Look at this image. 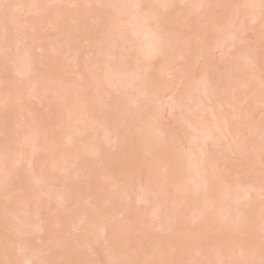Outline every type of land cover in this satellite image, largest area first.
<instances>
[{"label": "bare ground", "instance_id": "obj_1", "mask_svg": "<svg viewBox=\"0 0 264 264\" xmlns=\"http://www.w3.org/2000/svg\"><path fill=\"white\" fill-rule=\"evenodd\" d=\"M26 2L0 0V264H93L102 253L107 260L101 258L100 264L260 259L261 246L249 241L253 235L264 237V189L219 184L224 175L216 164L227 165L228 153L244 157L247 149L264 155V120L255 123L247 103L264 107V81L256 71L246 72L255 60L243 42L245 33L240 34L248 27L255 38L264 37L253 26L264 28L261 0H60L69 7L51 9ZM33 9L47 12L45 24L52 32L39 36L17 26ZM233 14L249 15L252 25L239 30ZM86 19H94L92 26ZM212 35L217 38L210 48ZM54 43L66 46L60 53L64 61H54ZM212 50L224 68L228 65L220 89L207 80L206 66L201 80L193 81L196 62L206 61ZM175 61H183L186 70L173 86L167 78ZM239 87L244 109L235 102ZM58 88L72 95L46 99L44 94ZM78 104L92 122L99 118L98 127L80 123L73 112ZM164 114L190 133L185 141L163 131ZM100 128L106 134L95 142ZM97 168L113 177V191H103L104 174L101 170L98 176ZM127 177L135 178V193L132 185L127 188ZM131 193L143 207L129 217L123 203ZM73 201L76 215L65 210ZM52 203L62 207L57 206L60 213L42 223L40 213ZM30 206L33 222L28 221ZM185 227L194 231L187 234ZM40 240L43 246L37 245ZM130 246L140 257L127 254ZM187 246L195 247L201 260L180 252ZM42 253L43 262L38 261Z\"/></svg>", "mask_w": 264, "mask_h": 264}, {"label": "rangeland", "instance_id": "obj_2", "mask_svg": "<svg viewBox=\"0 0 264 264\" xmlns=\"http://www.w3.org/2000/svg\"><path fill=\"white\" fill-rule=\"evenodd\" d=\"M37 1L38 2H40V3H43L44 4V7H47L48 9H51V8H55V7H69V5L68 4H66V2L65 3H63V2H60V0H27V2H26V5H28L29 7H34L35 5H37V7L39 6L38 4H36L37 3ZM42 6V5H41ZM226 7H228V10H230V8H232L231 7V5L229 4V6H228V3H227V5H226ZM226 7H225V9H226ZM36 8V7H35ZM41 8V7H40ZM37 9V8H36ZM44 9V8H43ZM231 10H233L234 11V9H231ZM38 11V10H37ZM41 11V10H40ZM40 11H38V12H36V10L35 9H33V12L31 11V12H28V13H26L24 16H21L20 17V19H19V22L17 23V26H19L20 28H22V30H24V31H26V33H29V34H35L36 35V33L40 36H45L46 35V33L48 34V32H52V30H50V27H49V25H47V24H45V17H46V11L45 12H40ZM216 11H217V9H216ZM221 11V10H220ZM226 11V10H225ZM214 12V11H213ZM223 12V11H222ZM227 12L228 11H226V14H227ZM235 12V11H234ZM218 13H221V12H217L216 14L218 15ZM229 13H230V11H229ZM222 14V13H221ZM234 15V14H233ZM87 16V15H86ZM221 16H223V15H221ZM220 15H219V20H221L220 22H223L222 20L223 19H221L222 17H221ZM245 15H241V16H235L234 15V17L232 16V18H234L235 19V21L233 20V22H235V26H236V28L238 27V29L240 30V28H243V26H247V25H249V27L252 25V24H250L249 23V19L250 18H248V17H250L249 15H247L246 14V16L244 17ZM91 17V16H90ZM90 17H87V18H89L90 19ZM216 17H218V16H216ZM226 17V16H225ZM240 17H243V18H240ZM26 19H30L29 21H27L26 22ZM87 20L86 19V21L85 22H87L88 21V24L90 25V26H92V22L94 21V19H91V20ZM226 19V18H225ZM83 20V19H82ZM176 21V20H175ZM230 21V23H229V25H231L232 23H231V19L229 20ZM177 22H179V19H178V21H176V22H174V23H176V25H177ZM227 22V21H226ZM225 23V22H224ZM228 23V22H227ZM226 23V24H227ZM19 24V25H18ZM88 24H86V25H88ZM225 25V24H224ZM229 25H227V26H229ZM254 25H256V26H254ZM253 26L254 27H257V29H261V32L260 33H262V34H260V36H262L263 34H264V28H263V26L262 25H259L258 26V24H253ZM33 27V28H32ZM226 27V26H225ZM233 27V26H232ZM229 27H227V29H228ZM183 29V28H182ZM184 29H185V27H184ZM183 29V30H184ZM229 29H235V27H233V28H229ZM238 29H235V30H238ZM252 30H253V28H251ZM251 29H249L248 27L246 28L245 27V29L243 28L242 29V31L240 30V34L242 35V34H244V37H243V42H244V44L245 45H247L246 47H248V49L251 51V55L253 56V58H254V60H255V65L253 66L252 64L251 65H249L248 66V69L246 70V72L247 73H251V72H254V71H256L258 74H259V77H260V79L262 80V81H264V37L263 38H255V36L252 34L253 32H251ZM187 31H188V28L186 29ZM238 30V31H239ZM186 31V32H187ZM243 31H245V32H243ZM255 31H257V30H255ZM259 31V30H258ZM34 32H36V33H34ZM241 32H243V33H241ZM28 34V35H29ZM38 35H37V37H38ZM31 36V35H30ZM32 36H34V35H32ZM31 36V37H32ZM48 36V35H47ZM243 36V35H242ZM264 36V35H263ZM36 37V38H37ZM216 38H217V36L216 35H212V36H210V38H209V43H208V45H209V47L211 48V47H213V45H214V43H215V41H216ZM35 40V39H34ZM80 44H82V43H80ZM65 46V45H64ZM81 46V45H80ZM238 46H240V48L242 47L241 45H238ZM66 47V46H65ZM65 47H63V44H61V45H59V44H56V43H54L53 44V48H51V50L53 51V53H51L52 54V57L54 58V61H55V59L56 60H59V59H64V58H62L63 56L60 54L61 53V51L63 50V48H65ZM245 47V48H246ZM237 48V47H236ZM244 48V49H245ZM84 49V48H83ZM247 49V50H248ZM81 50V49H80ZM51 51V52H52ZM248 53H250L249 51H248ZM199 58H201V57H199ZM198 58V59H199ZM197 59V60H198ZM204 59V58H203ZM202 58L201 59H199L198 60V63L196 62V71H195V73L193 74V76H194V80H193V78H192V80L193 81H195V82H198V81H196V80H199L201 77H203L202 75L204 74L203 73V70H204V72H205V69H204V66H206L208 69H207V71L205 72V74H206V76H207V80L208 81H210V83H211V85L213 86V87H216L217 89H220L219 88V86H221L222 85V83H219L218 81L219 80H221V77H222V75L224 76V74L225 73H227V71H226V67L228 66H226L225 68H224V66L222 65V63H220L219 61H221V60H219V53L217 52V51H213L212 50V52H209V54H208V56L206 57V61L205 60H203ZM64 61V60H63ZM204 61L206 62V64H204ZM222 61H224V60H222ZM226 61H229V60H227L226 59ZM176 62V61H175ZM232 62V61H231ZM186 64H188V63H186ZM229 64H231V63H229ZM225 65V64H224ZM243 65V64H242ZM240 66V65H239ZM186 65H185V63L182 61H178V62H176L174 65H173V67L171 68L172 69V73H171V75L167 78V80H168V83L169 84H171V85H173V86H175L178 82H179V80H178V78H179V74L181 73V71H183V69H185L186 70ZM188 67V66H187ZM228 68V67H227ZM243 68L244 67H241L240 66V71H242L243 70ZM226 71V72H225ZM203 73V74H202ZM239 73H241V72H239ZM238 73V74H239ZM243 73V72H242ZM241 73V74H242ZM237 74V75H238ZM246 74V73H245ZM205 76V75H204ZM239 76V75H238ZM242 76H244V75H242ZM245 77V76H244ZM220 78V79H219ZM224 78V77H223ZM240 78L242 79V77H241V75H240ZM239 79V78H238ZM237 79V83H238V80ZM241 79H240V81H241ZM244 79V78H243ZM201 80V79H200ZM223 80V79H222ZM167 82V81H166ZM222 82V81H221ZM53 83V82H52ZM55 83V82H54ZM237 83H235L236 85H237ZM221 84V85H220ZM235 85V86H236ZM48 90V89H47ZM238 90H240V87H239V89L237 88L236 89V105H239V103H240V107L241 108H246L247 107V104L246 103H243L242 101H241V99H243L244 98V95H243V97H242V95L241 94H239V96H237L238 95V93L237 92H239ZM53 90H51V92H52ZM54 91H56V92H54ZM52 93H50V94H44L45 96H46V99L48 98V97H50V99H52V98H54V97H52V96H59L60 94L61 95H64L65 94V92L63 91H61L60 92V90H59V88H58V91H57V89H55ZM45 93H46V90L44 91ZM43 92V93H44ZM67 93V92H66ZM69 93V92H68ZM67 93V94H68ZM176 93V95H178L179 94V92L178 91H176L175 92ZM242 93V92H241ZM67 94H65L66 96H67ZM169 93L167 92V95H168ZM71 96L72 95V93H70V94H68V96ZM100 95H102V94H100ZM67 96V97H68ZM103 96V95H102ZM102 96H100V97H102ZM255 96V95H254ZM52 97V98H51ZM65 97V96H64ZM103 101V100H102ZM241 101V102H240ZM243 101H244V99H243ZM249 101V100H248ZM244 102H246V101H244ZM249 102H250V104H249ZM249 102H247L248 103V107H249V109H251V110H253L251 113V115H255V116H251V118L252 119H254V122L255 123H261V122H263V120H264V107L263 106H261L258 102L257 103H255V101L254 102H252V100H250ZM102 103V102H101ZM105 103H106V101H103V103L102 104H104L105 105ZM242 103V104H241ZM26 104V103H25ZM101 104V105H102ZM82 104H80V106H79V104H78V107L76 106V108H74V110H73V112L75 113L76 112V114L79 116H77L78 117V119L80 120V123H81V120L83 121V122H86L85 124H93V126L95 125V126H97L96 125V123L98 124V119L99 118H95V119H97V121H95V120H93V122L90 120V119H93V118H91L90 117V119L87 117V115H85L86 113H84L83 111H85V108H84V105H82ZM103 106V105H102ZM40 107V106H39ZM86 107V106H85ZM228 109V108H227ZM42 112V111H41ZM86 112V111H85ZM219 113L221 112L222 113V110L221 111H218ZM73 113V114H74ZM43 114V113H42ZM29 115V114H28ZM178 115V114H177ZM25 117V116H24ZM28 118V117H27ZM29 118H30V115H29ZM28 118V119H29ZM164 118H165V122H164V125H162V128H163V131H165L167 134H171L170 136L171 137H176L177 138V140H179L180 139V141L182 140V139H184V141L186 140V135L188 134L187 132H185L186 130H183V131H181L180 130V127L178 128V126L177 125H175L173 122H172V120H171V118L169 117V116H167L166 114H164ZM94 121L96 122V123H94ZM212 120H210L209 121V119H208V122L210 123ZM82 124H84V123H82ZM100 124V123H99ZM109 124V123H108ZM91 126V125H90ZM94 126V127H95ZM110 126H112L111 124L109 125V127ZM98 127V126H97ZM96 127V128H97ZM107 127H108V125H107ZM108 127V128H109ZM17 128V127H16ZM109 129H111V128H109ZM102 128H100V130H97L98 131V133L100 132V134H96L95 136H93L95 139L98 137V136H100V138H97L96 140H95V142H98L99 141V139H101L102 137H103V131L104 130H102ZM88 131H90L89 133H91V130H88ZM97 131H93L92 130V132L93 133H97ZM101 132H103V133H101ZM189 132V131H188ZM186 133V134H185ZM106 133H104V135H105ZM246 134H248V136L249 135H251L250 133H246ZM92 135V134H91ZM94 135V134H93ZM101 135H102V137H101ZM168 135V136H169ZM188 135H190V133L188 134ZM97 136V137H96ZM122 136H125V135H122ZM247 138H248V136L247 135H245ZM245 137V140H247V138ZM125 138H126V136H125ZM176 138H175V140H176ZM174 139V138H173ZM101 141V140H100ZM183 141V142H184ZM179 142V141H178ZM182 142V141H181ZM181 142H179V143H181ZM184 143H186V142H184ZM65 149H68V148H66V147H64ZM71 149H72V147H70ZM68 149L69 151H71V149ZM89 148H91V147H89ZM92 148H94V147H92ZM64 149V150H65ZM109 149V148H108ZM74 150V149H73ZM73 150H72V152H73ZM248 151L246 152L245 151V156L244 157H242V156H235V155H229V153H228V156L226 155H224L225 157H226V159H225V157L223 158V160H226L227 162H228V164L227 165H224V164H222V163H219V164H216L217 166V171H221V173H223V177H222V179H223V182L222 183H219V184H222V185H229L230 186V188H231V186H233V188H235L236 189V187H234V185L235 186H240L241 188H247L249 185H256L257 187L259 186L261 189H264V155H263V153L261 154H257V153H255V152H253L251 149H247ZM114 151V150H113ZM113 151H111V152H113ZM66 152V151H65ZM71 152V153H72ZM87 153H89L88 151H87ZM231 154V153H230ZM237 155H238V153H237ZM214 158V157H213ZM212 160V159H211ZM213 164H214V162H216V159L214 158L213 160ZM222 162V161H221ZM215 166V165H214ZM213 167V166H212ZM208 168H210V167H208ZM98 169V168H97ZM213 169H215V168H213ZM102 169H98L97 170V173L99 174V172L101 171ZM102 172H103V170H102ZM101 172V173H102ZM100 173V174H101ZM100 174L98 175V176H100ZM103 177H101L102 178V184H104V189H103V191L104 192H106V191H108L109 189H111L110 188V185L113 183V177L112 176H108L106 173H104L103 172ZM102 176V175H101ZM133 176V175H132ZM85 179V178H84ZM99 179H100V177H99ZM114 180H116V179H114ZM126 180L127 181H129L128 182V187L127 188H129V186L130 185H132L131 186V190H133V192L135 193V191H134V185H135V182H136V180H135V178L134 177H127L126 178ZM115 183H116V181H115ZM126 183V182H125ZM130 184V185H129ZM112 187H113V185H112ZM101 188V187H100ZM99 188V189H100ZM232 188V189H233ZM115 189V188H114ZM238 189V188H237ZM240 189V188H239ZM56 192L57 191H59L60 190V188H59V186L57 187V188H55L54 189ZM129 190H130V188H129ZM102 191V190H101ZM111 191H113L112 189H111ZM264 191V190H263ZM262 191V192H263ZM98 192H100L99 190H98ZM261 192V191H260ZM102 194H103V192H101ZM128 193H130V191L128 192ZM134 193H131V195H130V197L127 199V196H126V198L125 197H123V198H125V202L123 203V200H122V203L124 204V205H128V208H127V206H126V208H127V214L129 213V217H130V215H131V213L133 214V212H134V214L135 213H137V212H135V210H140L141 211V209H142V205H140V204H137V202H136V199H135V197H134ZM264 194V193H263ZM262 193H261V196L263 195ZM259 199V198H258ZM262 199H264V195L262 196ZM74 200V199H73ZM260 200V199H259ZM264 201V200H263ZM257 202H259V201H257ZM56 203V202H55ZM75 201H73V204L72 203H70L69 205H68V208L69 209H65V210H67L68 212H70L71 214L73 213V211L72 210H74V214H75V209H77L76 207H75ZM57 206H59L58 204H57ZM57 206L56 205H54L53 203H52V205H48V207H47V210L46 211H41V213H40V216H39V221H41L42 223H45V222H47V219H49L48 217L50 216V218H51V216L52 215H55L56 216V214H57V211L59 212L60 210H59V208L57 209ZM72 206V207H71ZM77 207H78V205H76ZM22 207V206H21ZM60 208H62L61 206H59ZM75 207V209H73ZM72 208V209H71ZM64 210V211H65ZM70 210V211H69ZM66 211V212H67ZM72 211V212H71ZM79 211V210H78ZM28 212H29V216H31L30 218H29V222H33V221H35V220H37V218H35V216H34V213H35V210H34V208L32 207V206H30L29 208H28ZM68 212H67V214H68ZM149 210H147V214H145V216H146V220H147V217H149V216H147L149 213ZM56 213V214H55ZM60 213V212H59ZM77 213V212H76ZM63 214H65V213H61V216L63 215ZM126 214V213H125ZM192 214V213H191ZM58 215V214H57ZM69 216H70V214H68ZM76 215V214H75ZM136 215V214H135ZM134 215V216H135ZM72 216V215H71ZM128 216V215H127ZM65 218H67V215H66V217ZM124 218H125V216H124ZM124 218H122V217H114V219L116 220V221H120V219H124ZM127 218V217H126ZM133 218V217H132ZM68 219V218H67ZM202 219V218H201ZM127 220H130L129 218H127ZM197 221V220H196ZM149 222V221H148ZM192 222V221H191ZM191 222H188V224L190 223L191 224ZM199 223V226L202 224L201 222H205V220L203 219V220H201V222H200V220L198 221ZM127 222H125L124 224H126ZM196 223V222H195ZM140 224V223H139ZM189 224V225H190ZM145 226H147L146 224H144ZM154 225V224H153ZM152 225V228L154 227V230L153 231H155V233L156 232H158L157 230H155V228L157 229V227L154 225L153 226ZM192 225V224H191ZM194 225V224H193ZM197 225V224H196ZM219 224H217V226H218ZM227 226V225H226ZM134 227H136V226H134ZM187 227V226H186ZM185 227V233H187L188 234V230H187V228ZM193 226H191V228H192ZM203 227V228H202ZM201 228H200V230H201V232H203V230L204 231H207V230H205V228H204V225L202 226ZM207 227V226H206ZM140 228V227H139ZM151 228V227H150ZM150 228H149V231H150ZM190 228V227H189ZM212 228V227H211ZM138 229V228H137ZM206 229H208V228H206ZM210 229V228H209ZM139 230V229H138ZM152 231V230H151ZM151 231H150V233H151ZM186 231H188V232H186ZM192 231H194V230H192ZM192 231H190L189 233H191ZM209 231H211V230H209ZM208 231V232H209ZM212 232L213 231H211V234H212ZM149 233V232H148ZM221 233V232H220ZM219 233V234H220ZM135 234V237H136V235L138 234L137 232H134L133 231V235ZM203 234V236H204V232L202 233ZM201 234V235H202ZM208 234V233H207ZM206 234V235H207ZM224 234V233H223ZM75 235H80V234H75ZM139 235V234H138ZM200 235V237H202ZM210 235V234H209ZM139 237H140V240L142 241V236L141 235H139ZM206 236H204V238H205ZM138 238V237H137ZM143 238H144V236H143ZM188 238V237H187ZM224 238V237H223ZM43 239V238H42ZM189 239H191V238H189ZM193 239H196V238H193ZM193 239H191L190 241H192ZM207 239V238H206ZM206 239H205V242L204 243H206ZM145 240V239H144ZM144 240L142 241V243L144 244ZM220 240V239H219ZM146 241V240H145ZM209 241V240H208ZM214 242V241H213ZM212 242V243H213ZM252 245H254V244H257V245H259V246H261V248H262V246H264V237H262V236H260V235H253V237L250 239V241H249ZM37 243V245L38 246H43V240H40L39 242H36ZM146 243V242H145ZM209 243V242H208ZM210 244V243H209ZM206 245H208V244H206ZM208 246H212L211 244L210 245H208ZM60 246H58V248H59ZM58 248H54V249H56V250H58ZM60 249H61V247H60ZM60 249H59V251H60ZM182 250L180 251L183 255L185 254V253H187L188 252V254L190 253V256H191V258L193 257L194 259L196 258H198L196 261H199V259L201 260V256H199L198 255V250L195 248V247H193L192 249H189V247L187 246V248H185V247H182L181 248ZM184 249V250H183ZM56 250H54V251H56ZM100 250V249H99ZM125 251L127 252V254L128 255H130V256H132V257H134V258H137V257H140V254H139V252L138 251H136V250H134V247L133 246H130L129 248L127 247L126 249H125ZM262 251V250H261ZM103 252V251H102ZM102 252H100L99 251V253L101 254ZM52 253V252H51ZM56 254V253H55ZM98 254V253H97ZM105 253H102V256H101V258H103V259H106L107 260V257H103V255H104ZM52 255V254H51ZM106 255V254H105ZM201 255V254H200ZM53 256V255H52ZM98 256V259L101 261V262H103V259L101 260V258H100V255H97ZM107 256V255H106ZM184 256H186V255H184ZM39 257H41V259H38V261H42L43 262V260H44V258H46V254H44V253H42ZM93 257V256H92ZM95 257V256H94ZM53 259H54V257H52ZM192 258V261L194 260ZM246 258H248V257H246ZM244 259V258H243ZM261 259V258H260ZM260 259H257V261H260ZM96 260V259H95ZM98 260V261H99ZM202 260H204L205 261V258H203L202 257ZM230 259H227V261L226 262H228ZM54 261V260H53ZM99 261V262H100ZM195 261V260H194ZM193 261V262H194ZM204 261H201L203 264H205V262ZM257 261H256V264H257ZM96 263V262H93V264L95 263V264H100V263ZM106 262V261H105ZM188 262V261H187ZM186 262V263H187ZM193 262H192V264H193ZM38 263H40V262H38ZM107 263V262H106ZM189 263V262H188ZM232 264L233 262L231 261V262H228V263H225V264ZM259 264V263H258Z\"/></svg>", "mask_w": 264, "mask_h": 264}, {"label": "snow or ice", "instance_id": "obj_3", "mask_svg": "<svg viewBox=\"0 0 264 264\" xmlns=\"http://www.w3.org/2000/svg\"><path fill=\"white\" fill-rule=\"evenodd\" d=\"M261 5H262V8H264V0H261ZM162 48H163V41H161L160 48L156 50L157 55L160 54V52L162 51ZM261 141H262V144H264V131H262V134H261ZM243 264H256V261L248 260V261L243 262ZM259 264H264V246H262V254H261V259L259 261Z\"/></svg>", "mask_w": 264, "mask_h": 264}]
</instances>
